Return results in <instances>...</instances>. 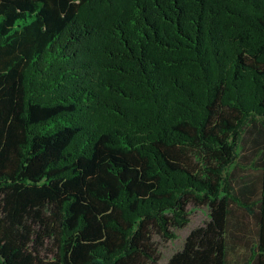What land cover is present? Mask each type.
<instances>
[{
	"label": "trees",
	"instance_id": "16d2710c",
	"mask_svg": "<svg viewBox=\"0 0 264 264\" xmlns=\"http://www.w3.org/2000/svg\"><path fill=\"white\" fill-rule=\"evenodd\" d=\"M264 264V0H0V264Z\"/></svg>",
	"mask_w": 264,
	"mask_h": 264
},
{
	"label": "rangeland",
	"instance_id": "374dc122",
	"mask_svg": "<svg viewBox=\"0 0 264 264\" xmlns=\"http://www.w3.org/2000/svg\"><path fill=\"white\" fill-rule=\"evenodd\" d=\"M189 221L184 227L172 228L174 237L170 239L163 238L155 234V242L159 258L154 263L149 264H167L170 256L182 248L184 240L188 233L195 227L203 225L209 219V208L207 206L188 205Z\"/></svg>",
	"mask_w": 264,
	"mask_h": 264
}]
</instances>
